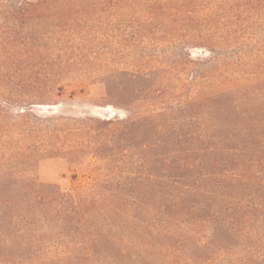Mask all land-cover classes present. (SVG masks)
<instances>
[{
  "label": "rangeland",
  "instance_id": "rangeland-1",
  "mask_svg": "<svg viewBox=\"0 0 264 264\" xmlns=\"http://www.w3.org/2000/svg\"><path fill=\"white\" fill-rule=\"evenodd\" d=\"M10 178L106 197L92 264H264V0H0Z\"/></svg>",
  "mask_w": 264,
  "mask_h": 264
},
{
  "label": "trees",
  "instance_id": "trees-1",
  "mask_svg": "<svg viewBox=\"0 0 264 264\" xmlns=\"http://www.w3.org/2000/svg\"><path fill=\"white\" fill-rule=\"evenodd\" d=\"M189 157L181 159L182 166H193ZM5 181L0 180V260L13 264L106 260L111 241L99 229L107 224L112 208L105 196H96L95 190L64 191L25 179ZM48 254L50 262L43 259Z\"/></svg>",
  "mask_w": 264,
  "mask_h": 264
}]
</instances>
